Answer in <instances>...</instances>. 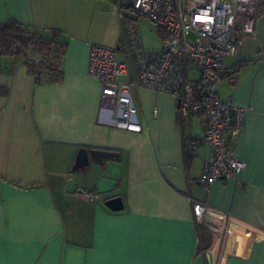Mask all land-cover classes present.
I'll list each match as a JSON object with an SVG mask.
<instances>
[{
  "label": "crops",
  "instance_id": "crops-1",
  "mask_svg": "<svg viewBox=\"0 0 264 264\" xmlns=\"http://www.w3.org/2000/svg\"><path fill=\"white\" fill-rule=\"evenodd\" d=\"M128 5L0 0V25L12 20L53 42L37 67L25 55L0 56V264H264V11L216 87L245 110L235 151L246 168L206 191L188 180L208 147L185 152L203 136L200 116L181 118L174 97L144 89L131 90L140 133L114 128L101 109L91 47L126 62L128 27L147 50L164 39ZM82 148L115 155L73 170ZM115 197L123 210L105 206ZM190 199L208 204L203 225Z\"/></svg>",
  "mask_w": 264,
  "mask_h": 264
},
{
  "label": "built area",
  "instance_id": "built-area-1",
  "mask_svg": "<svg viewBox=\"0 0 264 264\" xmlns=\"http://www.w3.org/2000/svg\"><path fill=\"white\" fill-rule=\"evenodd\" d=\"M261 1L127 0L137 16L164 34L161 47L145 49L138 28L130 26L126 29V62L117 60L115 50L96 45L90 49L88 75L100 85V106L114 128L142 131L132 89L168 94L178 101L181 118L203 119L202 138L190 137L185 152L192 158L202 145L208 147L200 175L188 180L206 191L215 182L237 179L246 168L235 151L245 110L231 98L219 97L216 87L233 72L225 69L224 61L237 56L244 38L254 35ZM25 54L35 67L43 63L38 52ZM130 74L132 80L126 81ZM190 203L196 224L203 225L208 204L192 199Z\"/></svg>",
  "mask_w": 264,
  "mask_h": 264
},
{
  "label": "trees",
  "instance_id": "trees-1",
  "mask_svg": "<svg viewBox=\"0 0 264 264\" xmlns=\"http://www.w3.org/2000/svg\"><path fill=\"white\" fill-rule=\"evenodd\" d=\"M127 7L133 11L130 4ZM261 10L264 11L260 8V12ZM52 44V41L46 40L37 31H29L12 20L0 25V56L7 54L26 56L25 51L30 50L46 57L44 52L49 51ZM44 59V62H47V59ZM201 229L199 227L200 233Z\"/></svg>",
  "mask_w": 264,
  "mask_h": 264
},
{
  "label": "water",
  "instance_id": "water-1",
  "mask_svg": "<svg viewBox=\"0 0 264 264\" xmlns=\"http://www.w3.org/2000/svg\"><path fill=\"white\" fill-rule=\"evenodd\" d=\"M114 155V153L110 152L86 150L82 148L78 152L73 170L83 169L87 167L90 163V160L101 162L106 157H112ZM105 206L113 212L121 211L124 208L123 202L120 197L110 198L106 200Z\"/></svg>",
  "mask_w": 264,
  "mask_h": 264
},
{
  "label": "rangeland",
  "instance_id": "rangeland-1",
  "mask_svg": "<svg viewBox=\"0 0 264 264\" xmlns=\"http://www.w3.org/2000/svg\"><path fill=\"white\" fill-rule=\"evenodd\" d=\"M29 51V53L31 54V55H33L34 53L32 52V51H30V50H28ZM41 56V55H40Z\"/></svg>",
  "mask_w": 264,
  "mask_h": 264
}]
</instances>
